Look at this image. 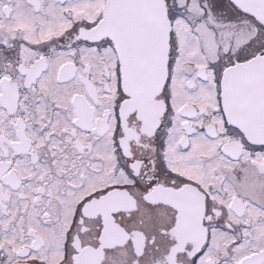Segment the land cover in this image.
I'll list each match as a JSON object with an SVG mask.
<instances>
[{
	"label": "snow or ice",
	"instance_id": "snow-or-ice-1",
	"mask_svg": "<svg viewBox=\"0 0 264 264\" xmlns=\"http://www.w3.org/2000/svg\"><path fill=\"white\" fill-rule=\"evenodd\" d=\"M0 264H264V0H0Z\"/></svg>",
	"mask_w": 264,
	"mask_h": 264
}]
</instances>
